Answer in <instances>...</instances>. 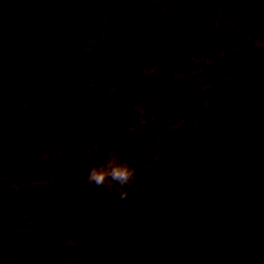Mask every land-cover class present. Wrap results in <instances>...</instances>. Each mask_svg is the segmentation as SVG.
<instances>
[{
	"label": "rangeland",
	"instance_id": "obj_1",
	"mask_svg": "<svg viewBox=\"0 0 264 264\" xmlns=\"http://www.w3.org/2000/svg\"><path fill=\"white\" fill-rule=\"evenodd\" d=\"M33 1L49 9L47 19L35 30L10 35L8 49L0 52V94L15 98L16 111L9 137L0 138V198L42 191L52 183L67 193L46 210L0 212V264H71L79 249L101 235H116L122 242L117 255L103 264L264 261V230L219 238L196 234L192 225L134 253L125 247L128 239L173 218L168 193L155 188L124 201L81 183L111 116L122 133L114 146L135 164L137 178L182 131L208 134V116L214 118L215 110L226 127L264 140V0ZM5 11L0 8L1 23ZM124 16L132 17L137 29L135 58L120 41L125 29L111 22ZM166 24L183 30L203 26L217 42L214 47L197 43L183 57H167V35L161 33ZM98 57L108 66L101 67ZM70 96L75 101L67 104ZM88 96L93 110L80 115L79 101ZM37 105V121L28 125V107ZM51 107L53 113L42 111ZM50 219L58 225L47 227Z\"/></svg>",
	"mask_w": 264,
	"mask_h": 264
},
{
	"label": "water",
	"instance_id": "obj_2",
	"mask_svg": "<svg viewBox=\"0 0 264 264\" xmlns=\"http://www.w3.org/2000/svg\"><path fill=\"white\" fill-rule=\"evenodd\" d=\"M11 7L12 12L6 19L0 36L7 32L11 33L17 27L34 28L35 17L42 22L48 15L46 8H36L31 0H12ZM111 22L116 29L126 30V36L120 41L124 50L135 58L139 51V41L133 18L112 17ZM161 33L168 36L164 42V52L169 57L183 55L197 43L214 47L217 42L214 36L207 34L203 26H197L194 30H183L179 26L170 27L166 24L162 26ZM96 62L101 67L108 66L107 60L103 57H98ZM235 88L236 85L233 86V89ZM69 100L74 102L75 97L70 96ZM93 107L91 96L83 98L80 100L79 114L86 115L93 110ZM7 119L8 108L3 98L0 100V133L6 126ZM121 137L120 123L115 116H112L102 147L114 146ZM245 159L249 160L248 164L240 165ZM217 161L227 166L226 172L221 168L219 175L213 171ZM263 162L262 138L216 125L212 128V132L204 137H196L192 133L185 134L174 148L141 173L131 194L122 199L134 201L155 188L164 190L169 194L173 218L163 226L144 230L128 239L125 247L139 254L150 245L179 236L187 226L191 225L194 233L208 235L234 234L264 225V189L256 193L254 198H246L242 195L243 190L236 186L240 172L235 174L237 167H241L244 171L249 167V163L260 167ZM182 163H191L192 169L188 172H180L175 167ZM261 174L263 173L260 172ZM245 175L251 177L250 168ZM64 194L60 186L54 185L39 198L13 202H9V199L0 200V209L10 203L23 202H31L35 206L43 207L60 199ZM58 223L57 219H50L45 224L47 227H55ZM120 246L121 241L116 235L97 236L89 245L77 251L71 264L106 263L117 255Z\"/></svg>",
	"mask_w": 264,
	"mask_h": 264
},
{
	"label": "flooded vegetation",
	"instance_id": "obj_3",
	"mask_svg": "<svg viewBox=\"0 0 264 264\" xmlns=\"http://www.w3.org/2000/svg\"><path fill=\"white\" fill-rule=\"evenodd\" d=\"M1 1H2V3H0V8L3 9V10H6V11H5V14H4V17H5L4 21L2 23L0 22V32L3 29V26L5 24L6 19L8 18V16L12 12V7H11L12 0H1ZM31 1L35 4L36 8H41V7L46 8L44 6H37L36 3L33 0H31ZM8 4L10 5V11H8L6 9L8 7ZM46 9L48 10V15H49V9L48 8H46ZM48 15H47V17H48ZM44 21L39 22L38 19H37V17H35V23L36 24H35V27L34 28H31V27H17L11 33H8L7 32L4 35L0 36V52H2L1 49H4V48H7L8 49L9 46L7 45L6 38H8L10 35L14 34L18 30H35ZM125 32H126V30H125ZM137 36H138V33H137ZM165 40H164V42H165ZM138 41H139V38H138ZM201 44L202 45H205V43H200V45ZM139 46H140V42H139ZM127 55H129V53H127ZM183 56H185V54L184 55L175 56V57H183ZM167 57H169V56H167ZM171 58H174V57H171ZM0 91H1V88H0ZM3 98L6 100V105H7V108H8V119H7L6 126L4 127L3 131L0 133V138H1V136H6L7 133L9 132V130L12 128V126L14 124L13 123V116H14V114L16 112L15 111V108L13 106V103H12L15 98H13V96L10 95V94H6L5 92H1V94H0V100L3 99ZM70 103H71V101L69 100V97H68L67 104H70ZM79 106H80V101H79ZM28 108H29L28 110L30 112H32V114H30V118H32V119L29 120L28 125L29 124H34L37 121L38 112L41 109H40V107L38 105L37 106H29ZM63 108H65V107H63ZM54 110H55V107H51L49 109H43L42 111L45 112V114H47V113L50 114V113H53ZM215 114H216V116L214 118L211 117V115L208 116V122L211 125V129L209 130L208 134H210V132H212V128L214 127V125H216V126H225V127L226 126H229L230 127V125L219 121L220 115L217 112V110H215ZM22 127H23V124L19 125L17 129L19 130ZM76 128H78V127H76ZM231 128H234V129L238 130L241 133L258 137V135H254V134H250V133L243 132V130L238 129L237 127H232L231 126ZM107 131H108V129H107ZM186 133H192L196 137H204V136H207L208 135V134L197 135V134L193 133L192 131H188V130L187 131H182L180 133V135H179V138H177V140H175L172 143V146L170 148H168V149L165 147V150L168 151V150L172 149L176 145V143L178 142V140L184 134H186ZM8 137L9 136L7 135V138ZM106 137H107V132H106V136L104 137V141L106 140ZM6 139H2L3 141L1 143V146H2V148L5 147V150H8V148L6 146L9 145V144L5 141ZM21 144H23V143L22 142H19V143L12 142L10 145L17 147V146H20ZM102 146H103V144H102ZM15 150H17V149L14 148V151ZM16 155L18 157L19 154L17 153ZM248 161H249L248 159H245V161L244 162H241L240 165L243 164V163H247L248 164ZM215 164H217V166L214 165L213 171L217 172L218 175H219V172H220V169L219 168H221V170H223L224 172H226V167H227L226 165L223 166L222 164L219 163V161L215 162ZM184 166H187L188 168H186V170H179L180 172H188L189 170L192 169V164L191 163L178 164L175 168L178 170V167H184ZM249 168H250V172H252V175L250 177L251 179L248 177V175H245L248 172V169ZM145 169L146 168H144L142 170V172ZM7 170H10V172H12L11 175H15L17 173V170L13 166L7 167ZM244 171H243V169L241 167L240 168L239 167L236 168L235 174H237V173L240 172V176L237 177L238 178V181L235 180L237 182L236 183V186H239L240 187V190H243V191H241V192L244 193V194H242L243 196H245L246 198H254L256 193H258V192H260V190H263L264 189V162L262 163V165L260 167H258V166L255 167V164L254 163H249V167H246ZM260 172H262L263 174L260 175ZM141 173H140V175H141ZM241 173H243V174L241 175ZM138 178H137V180H138ZM54 185H58V184L52 183L50 185H47L42 191L25 190V191H20L16 195H14L13 193L10 192V193L4 194L5 196H2L0 198V200H2V199H9V202H13V201H16V200H21V199L39 198L43 193H45L47 191L48 188H50V187H52ZM58 186H60L64 190L65 195H66L67 190H65V188L62 187V185H58ZM55 202H57V201H52L48 205L43 206V207L35 206L31 202H23V203H20V204L10 203L6 207L0 209V212L1 211H7V210L10 212V211H12L14 209H18V208H20V209H28V210H46V209H49L51 206H54L55 205ZM9 220H11V218ZM192 226H191V229H192ZM258 230L259 231L260 230H264V225L259 226V227H254L253 229H251L249 231H241V232H236L234 234H227V235H221L219 233H215V234H211V236H215V237H219V238H224V237H231V238L232 237H243V236H248V235H250V234H252V233H254L255 231H258ZM254 261H255L254 264H256L257 262L264 263V261H261V260H254Z\"/></svg>",
	"mask_w": 264,
	"mask_h": 264
},
{
	"label": "clouds",
	"instance_id": "obj_4",
	"mask_svg": "<svg viewBox=\"0 0 264 264\" xmlns=\"http://www.w3.org/2000/svg\"><path fill=\"white\" fill-rule=\"evenodd\" d=\"M94 163L87 167L82 176V185L94 186L119 199L127 198L137 182V168L119 153L113 145L101 147L94 154Z\"/></svg>",
	"mask_w": 264,
	"mask_h": 264
},
{
	"label": "trees",
	"instance_id": "obj_5",
	"mask_svg": "<svg viewBox=\"0 0 264 264\" xmlns=\"http://www.w3.org/2000/svg\"><path fill=\"white\" fill-rule=\"evenodd\" d=\"M108 264H110V263H108Z\"/></svg>",
	"mask_w": 264,
	"mask_h": 264
}]
</instances>
